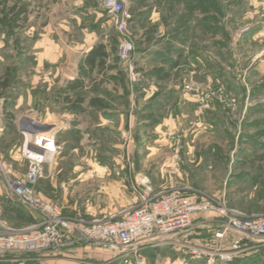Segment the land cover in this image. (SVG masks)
Wrapping results in <instances>:
<instances>
[{"label":"rangeland","instance_id":"1","mask_svg":"<svg viewBox=\"0 0 264 264\" xmlns=\"http://www.w3.org/2000/svg\"><path fill=\"white\" fill-rule=\"evenodd\" d=\"M71 1L76 8L91 4L103 13V26L96 31L113 43L115 64L108 63L107 71L117 70L123 90L113 94L105 84L95 92L94 74L86 71L88 82L82 89L79 82L72 97L89 101L102 93L109 99L102 116L115 113L117 120L111 126L100 123L93 109L82 118L65 115L62 104L53 106L62 96L61 86L78 80L77 70L66 66L61 74L74 78L58 76V94H39L38 102L31 98L32 39L62 0H0V83L7 71L11 75L10 85L0 89V162L7 172L25 178L28 137L52 127L60 133L63 129L49 122L56 117L68 130L57 133L60 148L35 189L64 215L91 220L119 213L133 203V185L144 176L156 190L180 189L198 199L225 201L249 215L264 214V0H131L129 32L136 45L132 69L119 54L122 36L101 0H83L80 6ZM73 34L78 40L77 32ZM145 51L151 61L139 59ZM154 67L162 68L160 80H153ZM146 87L152 91L148 95ZM36 105L48 107L38 110ZM113 105L121 109L116 112ZM82 120L87 126L79 128ZM0 172V232L6 229L3 224L20 229L42 222L44 214L20 203ZM63 201L76 206L75 212H66L73 208H65ZM197 221L206 225L200 233L221 223L214 213L200 214ZM207 232L205 237L213 233ZM237 238L231 233L223 246L232 248ZM85 244L94 250H69ZM0 264L125 263L102 244L70 242L46 254L0 253ZM227 264H264V241L243 244Z\"/></svg>","mask_w":264,"mask_h":264},{"label":"built area","instance_id":"2","mask_svg":"<svg viewBox=\"0 0 264 264\" xmlns=\"http://www.w3.org/2000/svg\"><path fill=\"white\" fill-rule=\"evenodd\" d=\"M82 1L73 0V3L80 6ZM101 3L122 36L120 56L131 62L136 50L129 32L131 0H101ZM130 68H133L132 62ZM57 133L58 128L52 127L28 137L24 156L29 159V169L25 178L10 175L0 162L11 194L25 207L41 211L45 216L42 222L20 229L3 224L6 229L0 232V253L46 254L70 242L96 243L115 250L125 264H149L146 256L149 248L172 245L188 260L227 264L243 244L264 241V214L249 215L230 208L225 201L198 199L180 189L156 190L145 178L133 185L137 192L133 203L119 213L91 220L64 215L59 206L45 201L35 189L46 176V164L60 148ZM197 213H214L220 226L210 236H203L198 230L206 225L195 220ZM231 233L238 238L232 248L226 249L223 243Z\"/></svg>","mask_w":264,"mask_h":264},{"label":"crops","instance_id":"3","mask_svg":"<svg viewBox=\"0 0 264 264\" xmlns=\"http://www.w3.org/2000/svg\"><path fill=\"white\" fill-rule=\"evenodd\" d=\"M137 1L140 2V0H133V3L137 4ZM86 2L93 3L94 1L86 0ZM102 15L103 13L91 4H85L81 8H76L72 5L71 0H62V2L57 5L55 9H53L47 26L43 29V31H40V35L38 37H35L36 39H32L31 53L33 54L32 56L34 57L35 62L33 63L32 61L33 64L30 67V85L29 90L27 91H29L31 98H33L35 102H38L40 100L39 94H46L47 96H51L54 93L58 94V92H56L59 90V88L56 87V80L58 79V76L63 77L62 80H66V78L67 80L68 78L69 80L70 78L72 79L74 77L78 78L79 82H81V85H79L78 88L82 89L84 83L88 82L86 81L88 80L86 78V71H88L87 73H89L90 75L91 73L94 74L90 78L94 79L93 82L97 87V90L95 92L103 89V86L105 84L113 94H120L123 92L121 85H118V78L120 77V74L117 72V70L110 69L109 71H107L108 63L111 64L110 66H113L115 64L112 61L113 43L111 39H102L101 33L98 34L96 31L97 25L99 26V30L103 26L102 21L104 19L101 17ZM133 18L136 21L138 20L137 16ZM31 29V31H33L35 29V26L32 25ZM73 32H77L78 40L74 38L75 35L73 34ZM56 35L59 37H57ZM145 52H142V56L139 57V59L142 58V61L147 62L150 60V57L147 55V51ZM91 54H95V59H91ZM65 66L66 68H73L75 71L77 70L74 77H67L68 75H65V73L61 74L60 69L64 68ZM159 66H162V64ZM154 69L155 70H152L155 71L153 72L154 76H152L153 80H160L162 68L154 67ZM78 71L82 72L83 75L78 77ZM22 78L23 76L20 77V79ZM73 82L74 80H72L71 82L69 81L68 83L71 84ZM69 85L67 84L66 86H61L62 89L65 90L62 93L61 97L57 96V100L53 102V106H56V104H62L60 106H62V110L64 111L65 115H79V117L82 118L88 110L93 109L96 111V113H98L97 118L100 123L106 124L109 122L111 123V126L114 124L113 121L117 120V114L114 113L115 117L111 115V117L107 119L102 116L109 107V99H107V97H105L102 93H95L90 97L89 101L85 100L83 97H80L82 98V101L80 102L81 108L80 110H75L74 108H72L71 104L76 100L73 99L72 94L77 89V87L66 89ZM44 88L46 91L43 90ZM126 90H131L127 80ZM144 90L146 91V93L144 94L147 95L152 92L150 91V87H146L144 88ZM23 93L24 91H21L20 94L22 95ZM67 95H70V101H66L65 97ZM36 106L38 110L43 109L45 106L48 107V105H44V107L43 105ZM113 107L115 110L117 109L116 105H113ZM120 109L121 107L119 108V110ZM119 110H116V112ZM52 115H55V111L52 112ZM49 122L51 126L57 125L62 128L63 130L61 132H67L68 130L66 129L67 125L64 120H58L56 117H53ZM84 126H87V123L82 120L79 124V128H83ZM61 132L58 133L59 136ZM144 178L149 180V177L147 176H144ZM152 184L154 185V187L159 188L154 183ZM73 194L74 193H72V196ZM131 200L133 199L131 198ZM67 202L68 201L62 202V204L65 205V208H73V206L68 205ZM75 208L76 206L73 208V210L71 209L65 211L71 214L75 212ZM110 213H112L111 215L116 214L117 210L114 212L111 211ZM104 215L105 217H109L107 213H104ZM195 218V220L197 221L200 218V214L197 213L195 215ZM207 231L214 230L208 228V230L206 229V231H204V233L202 232L201 234L203 236L208 235ZM75 249L90 251L94 250L89 244H85L84 246L79 245L78 248L77 246L69 248V250L72 251H74ZM146 256L148 258L149 264H200V262H194L184 258L172 245L149 248L146 251Z\"/></svg>","mask_w":264,"mask_h":264},{"label":"trees","instance_id":"4","mask_svg":"<svg viewBox=\"0 0 264 264\" xmlns=\"http://www.w3.org/2000/svg\"><path fill=\"white\" fill-rule=\"evenodd\" d=\"M96 53V52H95ZM95 59V54H91V59ZM10 71H7V73H6V77H5V79L0 83V89H1V86H3L5 89L10 85ZM78 83H79V81L78 80H75L73 83H71L69 86H68V88H66V89H69V88H76L77 86H78ZM64 90L65 89H61V91H60V93H59V95H62V93L64 92ZM65 99H66V101L68 100V101H70L71 99H70V95H67L66 97H65ZM82 101V98H77L72 104H71V106H72V108H74L75 110H80V108H81V105H80V102ZM9 207H11L10 205H9ZM14 207V206H13ZM12 207V208H13Z\"/></svg>","mask_w":264,"mask_h":264}]
</instances>
